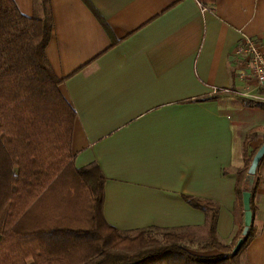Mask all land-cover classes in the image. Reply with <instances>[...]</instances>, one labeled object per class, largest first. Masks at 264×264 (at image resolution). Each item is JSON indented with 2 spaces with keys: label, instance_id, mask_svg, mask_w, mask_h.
Instances as JSON below:
<instances>
[{
  "label": "crops",
  "instance_id": "0c3cea01",
  "mask_svg": "<svg viewBox=\"0 0 264 264\" xmlns=\"http://www.w3.org/2000/svg\"><path fill=\"white\" fill-rule=\"evenodd\" d=\"M14 2L26 16L50 15L45 55L76 114L73 164H96L105 177L104 222L121 232L175 231L196 243L195 232L206 235L205 214L186 196L200 198L218 204L217 237L230 243L241 222L243 141L255 128L252 151L264 132V108L243 102H264V88L234 48L244 36L264 44V0ZM254 205L257 234L243 264H264V180Z\"/></svg>",
  "mask_w": 264,
  "mask_h": 264
},
{
  "label": "trees",
  "instance_id": "16d2710c",
  "mask_svg": "<svg viewBox=\"0 0 264 264\" xmlns=\"http://www.w3.org/2000/svg\"><path fill=\"white\" fill-rule=\"evenodd\" d=\"M198 2L211 7L215 0ZM42 3L46 8L47 0ZM51 29L48 12L44 17L26 16L14 0H0V264H239L238 256L257 234L254 197L264 180L260 176L264 154L251 185L245 177L264 139L252 151L248 149L249 137L243 141V167L237 172L236 185L241 222L230 243L217 237L218 204L187 196L188 202L205 214L204 243L196 242L192 249L186 244L194 243L184 235L156 227L138 230L132 238L122 236L130 232L104 222L105 177L98 165L74 167L71 144L76 114L45 55ZM243 102L264 108L259 100L244 98ZM56 182L63 184L51 194L58 203L47 208L40 202ZM248 186L252 220L242 236V191ZM74 218L82 221V226L65 225ZM33 220L54 224L35 227ZM27 221L29 226H18ZM62 221L66 223L61 225ZM149 230L164 233L158 239L149 235ZM241 237V247L233 252ZM71 245L78 250L73 247L75 252H70Z\"/></svg>",
  "mask_w": 264,
  "mask_h": 264
},
{
  "label": "built area",
  "instance_id": "2783aa9c",
  "mask_svg": "<svg viewBox=\"0 0 264 264\" xmlns=\"http://www.w3.org/2000/svg\"><path fill=\"white\" fill-rule=\"evenodd\" d=\"M234 54L244 59L256 87L264 88V44L244 36L235 46ZM216 92L214 89L213 93Z\"/></svg>",
  "mask_w": 264,
  "mask_h": 264
},
{
  "label": "water",
  "instance_id": "95a60500",
  "mask_svg": "<svg viewBox=\"0 0 264 264\" xmlns=\"http://www.w3.org/2000/svg\"><path fill=\"white\" fill-rule=\"evenodd\" d=\"M263 154H264V142L259 146L255 154L253 155L251 163L249 165L248 172L245 177V182L248 185H251L253 183L256 167L260 159L262 158ZM250 196H251V193H250L249 186H248L242 192V206H243V228L241 232L242 236H245L247 234L249 226L251 224V220H252V213L250 210ZM243 241H244V238L242 237L239 238L237 242L235 243L232 251L237 252L238 249L241 247Z\"/></svg>",
  "mask_w": 264,
  "mask_h": 264
},
{
  "label": "rangeland",
  "instance_id": "374dc122",
  "mask_svg": "<svg viewBox=\"0 0 264 264\" xmlns=\"http://www.w3.org/2000/svg\"><path fill=\"white\" fill-rule=\"evenodd\" d=\"M250 132V131H249ZM248 132V134H247V136L250 138V137H252L253 135H251V133H249ZM254 134V133H253ZM259 135V134H258ZM260 137L262 138V139H264V132H261L260 133ZM260 176H261V178H263L264 177V165H263V167H262V169H261V172H260ZM53 193V189L51 188H49L48 190H47V192L45 193V195L43 196V199L44 200H47V199H49L50 197H51V194ZM54 203H58V201H56V202H54L53 201V199H50L48 202H47V204H46V206H47V208H51V205L53 204V205H55ZM41 205H42V203H41ZM62 207V206H61ZM26 218V217H25ZM74 219H76V218H74ZM74 219L72 220V221H74ZM71 224H73V223H71ZM70 224V222L68 223V225H70V226H72V227H79V225L78 226H76L77 224H73V225H71ZM103 230H105V231H107L105 228H103ZM147 233L149 234V235H151V236H154V237H156V238H158V239H161V237H162V233H164V232H162V231H155V230H149V231H147ZM197 233V234H196ZM138 234V231H134V232H130V233H123V235L122 236H126V235H128V237L129 238H132V237H135L136 235ZM181 235H183L182 233H180ZM205 238H206V235H204L203 233H200V232H195V240H196V242L197 243H204V241H205ZM237 242V241H236ZM186 244V243H185ZM186 245H188L190 248H194V247H196L195 245H196V243H194V244H186ZM238 261H239V264H243V255H242V252L240 253V255L238 256Z\"/></svg>",
  "mask_w": 264,
  "mask_h": 264
}]
</instances>
